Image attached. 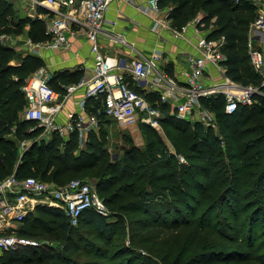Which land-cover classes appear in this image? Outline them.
<instances>
[{
	"label": "trees",
	"instance_id": "1",
	"mask_svg": "<svg viewBox=\"0 0 264 264\" xmlns=\"http://www.w3.org/2000/svg\"><path fill=\"white\" fill-rule=\"evenodd\" d=\"M167 1L173 3L168 18L171 25L178 29L199 12L205 13L202 19L204 29L215 27L210 29V36L225 38L227 75L244 84H260L259 74L251 66L253 72L248 75L243 63L247 52V28L256 15V6L252 1L235 4L231 0H162L161 4ZM25 24H29V35L33 41L50 39L42 20L23 17L11 0H0V35L21 34ZM12 57H17L19 63L10 64ZM247 59L250 62L248 52ZM44 66L42 58L32 54L23 57L0 43V133L14 126L16 135L20 137L30 138L34 134L27 129L35 122L19 119L18 111L27 106L22 87ZM80 78L78 71L61 70L52 74L48 82L55 90L63 91L60 83H76ZM201 102L216 114L221 140L229 147L227 152L220 147V138L213 129L202 123L192 124L173 116H166L161 123L172 125L177 133L175 146L191 152V161H204L199 168L206 182L197 183L194 174L186 178L181 176L173 164H182L179 158L170 151L163 153L162 141L153 139L145 144L144 149L132 146L126 151L134 163L147 161L139 164L140 172L130 176L136 187L131 188L129 193L141 208L136 204L123 208L119 205L118 208L121 212L132 211L140 215L133 228L135 238H139L137 243L155 241L158 244L165 231L174 232L186 227L195 232L193 240L208 231L219 244H226L231 249L238 246L234 254H239L241 249L244 252L259 251L264 247V206L260 203L264 199V97H258L251 105L239 106L231 113L226 111L227 100L223 94L203 96ZM100 104V100L89 98L86 107L88 111L96 112ZM163 109L169 111L170 106L166 104ZM100 119L99 129L92 131L84 142L86 149L80 147L77 130L66 140L54 132L48 142H34L21 158L15 139L0 140V180L15 172L20 178L32 175L64 184L72 176L108 166L103 160L106 152L98 146L99 137L106 122H117L104 114L100 115ZM143 126L151 128L147 124ZM150 130L154 137L155 130ZM99 153L100 157H97ZM93 154L98 158L95 161L88 159ZM156 154L159 155L157 159ZM224 156L234 159L235 163L226 164ZM150 159L153 162H149ZM132 167L133 164L130 168L135 171ZM186 170L184 173H190V169ZM120 180V174H114L100 178L96 184L99 195L112 206L116 200L107 195ZM21 224L23 226L18 229L20 235H55L61 239V248L51 251L40 246H22L2 251L0 264H79L77 259L80 255L86 257L82 264H112L119 258L118 254L125 251L130 256L124 264L154 262L152 256H142L146 261H141V256H133L134 252L127 246H118L116 242L120 231L113 229L107 217L91 209L82 213L77 225H72L61 208L40 204ZM87 225L91 226L87 228ZM79 226H84V229L77 232ZM152 232L156 234L150 235ZM81 245L85 247L83 252H79ZM150 250L162 256V263L165 264H168L166 258L174 254L166 252L163 245L151 246ZM74 252H77L76 257Z\"/></svg>",
	"mask_w": 264,
	"mask_h": 264
},
{
	"label": "built area",
	"instance_id": "2",
	"mask_svg": "<svg viewBox=\"0 0 264 264\" xmlns=\"http://www.w3.org/2000/svg\"><path fill=\"white\" fill-rule=\"evenodd\" d=\"M28 9L26 15L45 23L50 39L36 45L52 49L68 48L70 36H83L91 43L96 65L90 81L83 78L78 84L67 87V94L79 86H86L82 106L86 117L78 115L75 120L61 125L56 121L60 105L47 107L58 99L59 91L48 82L45 67L37 70L22 87L27 100L23 119L35 122L44 133L57 132L65 137L68 132L79 133L84 142L87 136L100 126V115L114 119L123 127H135L140 122L157 128L166 116L186 119L192 124L202 123L213 127L217 123L216 114L206 108L201 97L223 94L226 97V111L231 113L239 106L251 105L258 97H264V0H249L258 8L250 23L247 35V52L250 64L259 74V85L244 84L227 75L224 52L225 38H212L210 29H204V15L197 14L190 22L197 34L199 49L187 56L185 79L178 80L167 70L163 54L155 49L145 55L131 44L126 36L117 32L115 20L105 16L113 0H21ZM162 0H147L140 7L153 15L154 28L165 25L160 18ZM240 4L245 0H231ZM169 28L176 37L184 36L188 24L178 29ZM6 35L1 36L4 41ZM106 38L111 43L128 46L134 53L131 58H109L102 54L99 40ZM212 70L218 77L211 75ZM100 99L96 112L87 111L86 100ZM169 105V111L163 109ZM33 129V128H32ZM40 204L61 208L72 225H77L82 213L91 209L107 217L109 209L99 195L97 186L78 178L64 184L45 181L35 176L17 177L15 172L0 180V249L10 251L22 246H40L39 243L18 233L26 216Z\"/></svg>",
	"mask_w": 264,
	"mask_h": 264
},
{
	"label": "rangeland",
	"instance_id": "3",
	"mask_svg": "<svg viewBox=\"0 0 264 264\" xmlns=\"http://www.w3.org/2000/svg\"><path fill=\"white\" fill-rule=\"evenodd\" d=\"M11 1L14 3L15 8L18 9L20 15L22 13L27 14L28 9L25 8L26 6L24 7L22 5L21 0H11ZM172 6L173 3H170V1L162 3L160 16L163 17L164 15L168 16V13L171 11ZM257 9L258 8L255 7V12L257 11ZM201 13L202 12H199L198 14ZM24 16H28L32 18L29 15L24 14ZM253 18L251 22L253 21ZM249 28H250V23L247 28L248 31ZM2 35H6V36L4 38V41L0 39V43L12 48L13 50L16 51L17 54H21L23 57H25L26 54H29V51L33 52L35 48L36 50L37 49L39 50L41 47H38L36 45H41V43L47 42L48 40V39L39 40L36 42L33 41L29 35V24L23 25V33L21 34L3 33L0 35V38ZM243 54H245V49H243ZM18 63H19L18 58L12 57L10 64H18ZM243 63L246 66L247 74L248 75L251 74L253 71L251 69L250 62L247 59V52ZM253 76L254 73L249 78L252 79ZM25 108L26 106H24L18 111L19 113L18 118L21 120L23 119V111L25 110ZM182 120L188 121L186 119H182ZM143 124L144 123L140 122L135 127L129 128V127L120 126L111 121L106 122L103 125L104 132L100 133V137H99L100 142L98 143V146L100 149L106 152L105 154L106 156L103 160L106 161L109 167L106 165L105 167L99 169L93 168L89 172H84L82 175H75L72 176L71 178V179L78 178L84 181H88L96 186L100 178L109 177L114 174H120L121 180L119 184L117 186H113V188L107 195L109 196V198L115 199L116 204L112 206L111 204L106 203L110 212L109 215L107 216V220L108 222L112 223V225L114 226L113 229L115 231H120L119 239L116 242L117 244H119L118 246H127V248L130 249V251L134 252L133 256H141V261H146L145 258L142 256H152L154 260V262L152 261L153 264H155V262H157V264L162 263V256H158L156 251L150 250V247L161 246V245L165 247L166 252L167 251L174 252L171 258H166L165 261L168 264H264V247H261L259 251L256 252H250V251L244 252L241 249L239 254H234L233 252L237 250L238 246L231 249L228 248L226 244H219L218 241L215 239L214 235L212 233H209L208 231L203 232L198 238L193 240L192 237L195 232H193V230L190 228L187 229L186 227H182L178 231H174V232L165 231L161 236L158 244H155V241L137 243V239L139 238H135L134 236L135 232L133 231V228L137 218H139L140 215H138L137 212H132V211L121 212L118 207H120L119 205H121V208H123L128 205L132 206L136 204L141 208L140 204H137L135 202L136 200L135 197H133L129 193L131 188L136 187L132 182V180L130 179V176L135 175V173L137 172H140L139 164L141 163L145 164L147 161H141V163L140 162L134 163V161H132L130 157L127 156L126 154V151L129 148L135 146L138 149L140 148L144 149L145 144L150 140L156 139L162 141V144L160 145L161 151L162 152L170 151L174 153L177 156V158H179L180 163H182V164L173 163L176 166L178 172L181 173V176L186 178V177H190L191 174H194L196 175L194 176L195 178L194 180L197 183L203 184L206 182L204 180V173L200 172V168H199V165L204 164L203 163L204 161L203 160L191 161L189 157L191 152L185 151L183 148H177L175 146L174 139L176 138L175 134L177 133L174 131L172 125L161 123L157 128L151 127L153 130H155L154 132L156 133L155 136L153 137L150 134L151 128H147L146 126H143ZM211 128L213 129V132L220 138V143H219L220 147L223 148L224 152H227L229 147L225 144L224 140H221L222 135L219 132L218 123H216ZM27 130L28 132H34L32 137L27 138L24 136L20 137L16 135L14 126H11L10 130L3 131L2 133H0V138H1L0 140L15 139L18 142L19 153H20L19 158L22 157L23 153L28 151V149L30 148L29 145L30 142L32 143L41 142L42 140L48 142L50 140L48 138L47 139L42 138V132L44 131V129L41 127L30 125ZM35 130H37V132ZM80 147L82 149L87 148V146L82 141H80ZM95 156L97 155L93 154V156L92 157L89 156L88 159L95 161L98 159L97 157H100V153L97 157ZM158 156L159 155L156 154L155 158L157 159ZM151 161L153 162V160L150 159L149 162ZM223 161L226 162V164L235 163L234 159H231L226 156L223 157ZM132 164L134 165V167L132 168H134L135 171H132V169L130 168V165ZM186 169H190V173H184V170ZM186 171L188 172L189 170ZM195 192L196 191H194V196H195ZM260 203L264 206V199ZM119 211L121 212V214L119 213ZM21 226H23V224L18 225L16 227L19 229L21 228ZM89 226L91 225H87V228ZM82 229H84V226H79L77 232H80L79 230ZM156 232H152L150 235L152 234L154 235L156 234ZM85 234L87 235V233ZM28 238H32L36 240L41 248L47 250L52 251L54 249L56 251L61 248L60 247L61 239H58L57 236L55 235L49 236L47 234H43ZM81 248L82 250H80L79 252H83V248L85 247H82L81 245ZM76 255L77 252H74L73 256L76 257ZM118 255L119 258L116 259V261H114L112 264H124V262H126V259L129 258L130 256V254L127 251L120 253ZM77 260H79V264H82V261H85L86 257L80 255ZM162 264H165V262H163Z\"/></svg>",
	"mask_w": 264,
	"mask_h": 264
},
{
	"label": "crops",
	"instance_id": "4",
	"mask_svg": "<svg viewBox=\"0 0 264 264\" xmlns=\"http://www.w3.org/2000/svg\"><path fill=\"white\" fill-rule=\"evenodd\" d=\"M147 0H113L105 14L108 20H115L114 29L124 34L127 40L133 44L139 51L145 55H151L155 49L164 52V64L169 73L180 81L185 79L184 71L187 68V56L196 53L197 48L193 24L189 21L187 31L182 37H176L172 31L166 26H171L170 19L167 15L161 16L165 25L154 28L153 15L147 14L140 7L145 6ZM25 7V3L22 2ZM26 13H22L24 16ZM169 14V13H168ZM205 16V13H201ZM70 46L68 48L52 49L41 47L39 50L35 48L29 54L42 58L45 62V68L49 77L57 71H78L81 78L76 83H60L63 91H59L58 99L50 103L47 107L60 105V109L56 115V121L61 125H66L69 121L75 120L78 115L86 117L82 106V100L85 98L86 86H79L71 94H67V87L78 84L83 78L90 81L94 75L96 65L95 54L91 51V43L83 36H70ZM99 48L102 54L109 58H120L134 56L132 50L121 44L111 43L106 38L99 40ZM211 75L218 77L217 72L212 70ZM95 99V98H92ZM100 100V99H97ZM89 99L86 100L85 108ZM36 126V125H34ZM37 127V126H36ZM72 132H68L64 140L68 139ZM53 133L42 132V138L51 139ZM87 139V138H86ZM80 141H82L80 139ZM83 142V141H82ZM85 142V140H84ZM83 142V143H84ZM32 142L29 143L30 147ZM2 250L0 249V256Z\"/></svg>",
	"mask_w": 264,
	"mask_h": 264
}]
</instances>
